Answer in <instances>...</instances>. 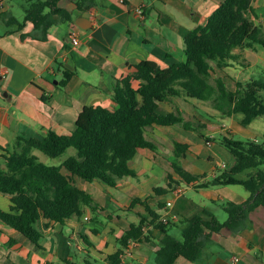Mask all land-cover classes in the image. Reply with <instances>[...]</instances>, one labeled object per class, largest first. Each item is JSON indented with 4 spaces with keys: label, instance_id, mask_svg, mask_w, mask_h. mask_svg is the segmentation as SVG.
Instances as JSON below:
<instances>
[{
    "label": "crops",
    "instance_id": "crops-1",
    "mask_svg": "<svg viewBox=\"0 0 264 264\" xmlns=\"http://www.w3.org/2000/svg\"><path fill=\"white\" fill-rule=\"evenodd\" d=\"M223 1L99 0L96 7L83 12L73 2L61 0L60 7L72 13L73 21L52 25L47 34L37 32L38 37H34L31 22L20 29L7 25L13 19L23 22L27 6L19 0H0V165H5L4 148H13L19 136L42 139L49 130L68 135L75 129V122L85 107L102 105L114 109V84L134 72L135 64L152 60L168 67L183 61L185 37L195 28L206 25ZM253 7L258 24L257 20L264 18V0H254ZM74 33L79 37L76 45L72 42ZM241 55L246 57V52ZM65 69L75 74L62 86ZM44 96L46 101L42 99ZM173 103L175 109L170 107ZM184 103L196 109L195 103L207 102L176 97L162 103L159 112H180L204 130L219 127L201 114H188ZM220 130L226 135L225 129ZM145 133L158 149L156 152L138 150L130 162V167L138 173L136 177H125L116 187L100 181L88 186L87 182L75 178L78 187L92 194L95 204L101 206L95 207L94 217L92 210L86 208L82 217H74L64 224L40 219L37 227L44 235L41 247L0 223V264H79L76 258L83 264H110L109 255L118 250L117 239L131 224L139 222L140 214L146 215L142 205L130 208L136 197L146 199L163 220L175 222L192 218L204 209L209 213L205 220L215 215L221 221V212L226 213L222 207L225 202L243 203L249 197L247 190H241L242 185L197 189L198 183L181 184L169 193L156 195V187H167L173 162L180 166V160L199 164L204 172L191 173L205 175L203 182L214 178L233 161L223 150L205 151L203 144L211 147L215 143L206 135L203 140L200 132L181 126H153L146 128ZM174 139L190 145L185 157L174 155ZM39 152L34 154L46 163ZM217 153L225 155L227 161H217ZM174 178L179 180L176 174ZM159 203L164 207L158 209ZM10 205V197L0 194V207L9 209ZM251 219V228L240 236H215L216 241L204 250L200 263L180 257L175 264H264V207L255 209ZM154 234L156 240L163 235L156 230ZM158 249L156 241L131 242L132 255L121 258V264H153ZM235 258L239 261L234 262Z\"/></svg>",
    "mask_w": 264,
    "mask_h": 264
},
{
    "label": "trees",
    "instance_id": "trees-1",
    "mask_svg": "<svg viewBox=\"0 0 264 264\" xmlns=\"http://www.w3.org/2000/svg\"><path fill=\"white\" fill-rule=\"evenodd\" d=\"M60 1L30 0L24 21L13 19L7 21V25H16L20 29L26 22H31L35 32L32 36L38 37L37 32L47 34L52 25L73 21L72 13L60 7ZM68 1L83 12L99 3V0ZM253 2L223 1L206 25L195 28L185 37L183 61L168 67L152 60L135 64L134 72L114 84V109L102 105L85 107L71 134L49 130L42 139L19 136L13 148H4L0 194L10 197L11 205L9 209L0 207V223L41 247L44 235L37 227L40 219L64 224L74 217H82L86 208L94 212L100 205L95 204L92 194L78 187L75 178L116 187L121 179L138 175L130 167V162L139 149L157 151L158 146L146 137V128L181 126L196 132L204 128L186 120L180 112L160 113V105L173 98L185 97L210 103L224 117L241 115L237 118L244 127L264 116V104L258 95L264 89L263 82L251 81L246 88L238 82V89L234 91L229 89L223 77L213 76L216 69L223 71L242 58L236 49H252L255 44L264 47L263 28L255 22ZM74 74L65 69L61 85H67ZM42 99L46 101L45 96ZM222 145L229 151L233 163L214 178L201 182L205 175H194L173 162L167 187H156L154 193L162 195L181 184L198 183L197 189L242 185L249 197L243 203L227 201L221 204L228 215L225 222L219 221L215 215L211 220H205L204 217L209 215L205 209L192 218L164 221L146 199L136 197L130 208L142 205L146 215L140 214L139 222L131 224L117 239L118 250L109 255L110 264H121V256L131 247V242L151 241L159 245L154 253L155 264H175L180 257L200 263L204 250L216 241L215 236H240L251 228V213L264 207V142L236 141L223 135ZM70 148L77 151L76 155L68 157L59 166L48 165L34 154V151H40L50 158H58ZM189 149L188 143L174 139L177 158L185 157ZM249 169L255 171L240 178ZM163 207L164 204H158V209ZM176 225L183 227L182 241L169 234V229ZM155 230L163 234L158 240L155 239ZM84 240L90 243L86 236ZM13 243L11 241L10 245Z\"/></svg>",
    "mask_w": 264,
    "mask_h": 264
},
{
    "label": "rangeland",
    "instance_id": "rangeland-1",
    "mask_svg": "<svg viewBox=\"0 0 264 264\" xmlns=\"http://www.w3.org/2000/svg\"><path fill=\"white\" fill-rule=\"evenodd\" d=\"M19 1L21 4H23V6L27 4V0H19ZM259 20H257V23L258 25H262L263 28L262 36L264 37V18H261ZM238 51H239L238 53L241 54H244V52H246V57L244 56L240 58L233 66L223 71L216 69L215 72L213 73V76L223 77L229 89L234 91L238 89V85H237L238 82L242 83L245 88L246 85L251 81H259L264 83V47L260 44H255L252 49H245V50L238 49ZM258 95H259V99L264 104V89H261ZM168 105H164V106H168ZM196 105L198 107L196 108L197 110L193 105H188V104L186 105L184 103L185 109L186 107L188 108L187 111L188 114L190 113H192L193 115L195 113H197L198 115L201 114L205 118L209 119L211 122L214 121L215 123H217L220 129L222 128L225 129L224 132H226V136H228L229 138L242 142H249V141L251 142L256 141L259 143L264 142V116L256 118L249 126L244 127L238 123L237 117L240 118L241 115H238L237 117H226V120L222 121L225 119L224 116L220 114V112L215 110L210 103H195V106ZM170 107L175 109L176 104L173 103L170 105ZM224 123L226 124V126L225 127L221 126ZM214 125L217 126L216 124ZM219 127L214 128V126L213 127L211 126V130L202 129L200 133H198L203 140L206 139L203 137L206 135L207 138H210L211 142L215 143V145H212L211 147L203 144V148L205 151L209 150L208 153H212V152L216 153L219 150H223L222 151L223 154H225L226 156H230L232 158L229 151L222 145L223 134L219 129ZM39 153L43 156V158L46 159V164L59 166L62 164V161L65 158L76 155L77 151L74 148H70L64 155L58 158H50L44 153L41 152ZM225 155L219 153L215 154L217 161L219 160L222 163L227 161ZM180 164L182 167H184L185 169H187L188 171L194 174H202L204 172L203 167H201L199 164H193L188 160H180ZM262 168H264V166H262ZM254 171L255 170L253 169L246 170L242 175H240V178L241 177L246 178L247 174L252 173ZM86 184L88 186L90 185L94 186V182L92 183L87 182ZM241 190L245 192L246 189L244 187H241ZM92 191L94 192V189H92ZM219 203L220 202H218V204ZM91 215L94 217L93 211L91 212ZM227 216H228L227 213L221 212V221H225ZM182 229H183L182 225L173 226L169 229V234L175 237L176 239L182 241L183 240ZM77 254L80 255V252L78 250H77ZM84 256L85 255H83L82 257ZM75 261L78 262L79 264H83V261L80 259L76 258ZM153 264H155V260H153Z\"/></svg>",
    "mask_w": 264,
    "mask_h": 264
},
{
    "label": "built area",
    "instance_id": "built-area-1",
    "mask_svg": "<svg viewBox=\"0 0 264 264\" xmlns=\"http://www.w3.org/2000/svg\"><path fill=\"white\" fill-rule=\"evenodd\" d=\"M138 12H139L140 14L142 13L141 10H139ZM72 42H73L75 45L79 43V37H78V35H77L76 33H74V34L72 35ZM207 144L210 145V141H207ZM164 221H166V220H164ZM131 255H132V252H131L129 249H127V250L125 251V253L121 256V258H126V257L131 256ZM238 261H239L238 258H235V259H234V262H238Z\"/></svg>",
    "mask_w": 264,
    "mask_h": 264
}]
</instances>
